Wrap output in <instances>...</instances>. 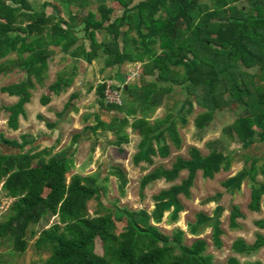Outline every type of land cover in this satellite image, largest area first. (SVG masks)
I'll use <instances>...</instances> for the list:
<instances>
[{
  "label": "trees",
  "instance_id": "1",
  "mask_svg": "<svg viewBox=\"0 0 264 264\" xmlns=\"http://www.w3.org/2000/svg\"><path fill=\"white\" fill-rule=\"evenodd\" d=\"M87 4V3H85ZM37 12L28 0H0V74L22 70L25 78L16 84L3 87V93L20 97L19 102L4 109L9 114L8 126L21 127L25 105L31 99L30 90L42 85L49 76V64L56 55L55 46L65 50L78 41L69 23ZM97 15L73 16L72 22L84 26L91 42L90 50L80 46L74 52L92 64L104 56L105 68L126 64H143L139 84H128L130 100L122 105L106 103L105 84L100 83L97 94L102 108L116 111L109 122L98 121L91 128L102 129L115 136L114 145L121 148L129 143L128 127L141 137L139 151L133 159L135 166L154 165V158L168 159L171 140L180 148L182 138L178 121L187 123V117L174 113L168 107L163 118L152 121L156 109L163 106L168 95L180 88L184 100L177 112L198 106L203 111L195 118V126L206 131L215 115L224 108L239 112L235 121L222 129L228 139H238L244 148L259 139L264 143V0H101ZM118 16L114 18V14ZM135 33V36L132 35ZM123 34V35H122ZM99 35H104L100 40ZM67 73L42 95V105H49L67 86ZM74 100L72 97L71 103ZM133 120L132 122L130 120ZM15 148L19 153L4 154L0 146V192L12 200L9 213L0 222V251L12 247V253H24L29 245V231L45 220L58 219V223L37 235L35 248L51 253L39 264H214L213 256L206 253L208 240L195 239L189 245L185 233L176 230L172 236L164 235L157 227L166 213L177 221L184 208L180 196L190 199L197 174L205 180H214L220 172L231 169L230 156L218 150L214 142L211 153L203 156L197 147L189 148V160L178 158L170 170L155 169L140 182L141 190L155 182L174 184L183 172L187 178L180 185H173L156 195L155 209L137 212L127 209L108 210L103 216L99 211L91 216L89 203L97 200L103 205L104 185L100 176L75 175L71 148L52 156L49 150H30L27 137L21 142L0 134V145ZM72 163V164H71ZM239 174L222 182L229 195L242 192L246 182L252 185L250 210L260 213L264 208V165L248 158ZM123 191L126 175L116 170ZM210 203L215 202L209 199ZM2 203L0 200V217ZM225 212L217 206L213 217L197 215L192 234L212 229L214 245L222 247L220 217ZM239 207H232L230 225L238 227L243 219ZM123 225L117 233L118 225ZM264 230V220L256 223ZM97 240L102 254L97 252ZM264 248V236L259 235L253 246L244 239L236 240L232 249L240 254H252ZM228 264H243L231 257ZM247 264H263L248 262Z\"/></svg>",
  "mask_w": 264,
  "mask_h": 264
},
{
  "label": "rangeland",
  "instance_id": "2",
  "mask_svg": "<svg viewBox=\"0 0 264 264\" xmlns=\"http://www.w3.org/2000/svg\"><path fill=\"white\" fill-rule=\"evenodd\" d=\"M35 11H40L42 1H50L51 4L57 6H63L66 4L71 7L72 13L77 16L87 15L92 11L99 16L98 7L101 4V0H29ZM137 2L141 0H136ZM64 2V3H63ZM87 3V4H85ZM116 14H114L115 16ZM77 25H80L77 24ZM132 35L135 36V33ZM104 35H99L101 40ZM260 77L264 80V72L260 73ZM22 78L18 75H5L0 74V134L10 140H18L21 142V134L25 132L36 133L39 135V130L44 127V121L37 118L29 120L27 127L24 129L13 130L7 124V118L9 114L4 109L7 106H11L20 100V98L10 97L7 93L2 92V88L11 84H16L21 81ZM131 83H137V80L130 81ZM124 85V84H123ZM184 95L180 88H176L170 95L167 96L164 106L159 108V114L157 117H165L167 114V106L171 108V111L181 116L187 117V123L182 125L178 121V130L182 138V144L180 148H176L171 140L168 138L169 145L171 146V155L165 161H156L155 166L147 167L146 170H135L132 174H126L127 185L122 191L120 189V181L117 177H113L111 174H104L100 177V182L104 185L105 195L102 200L104 206H100L97 200H93L89 203V211L91 216H95L97 211L101 215L106 216L109 214L108 210L115 209H127L129 211L137 212L140 210H147L150 213L155 209L154 197L164 190H168L173 185H180L183 180L187 178V172H183L180 178L174 184H167L163 181L152 183L146 191L143 192L140 187L141 180L149 175L155 168L171 169L172 165L178 158L189 160V148L197 147L203 156H208L213 148V143L218 142V150L224 154L230 156L231 170L229 172H220L216 175L214 180H205L201 173L197 174L194 186L191 190L190 199H186L180 196V202L184 208V211L180 213L177 221L171 220V212L166 213L163 222L157 227L166 236H172L176 230H181L185 233V242L190 243L195 239L208 240V247L206 253L213 256L214 264H228V259L231 257L238 258L243 264L248 262H262L264 264V248L252 253V254H240L232 249V245L236 240L244 239L248 245L253 246L259 235L264 236V230L258 228L256 223L264 220V208L260 213H255L250 210V204L252 202V185L250 182H246L243 186L242 192L234 195H229L227 191L221 187L222 182L227 181L229 178L234 177L236 174L242 172L245 168L251 167L247 164V159H253L259 161V165H264V143L257 139L256 143L249 148H244L238 139H228L222 133V129L231 125L239 112H234L230 108L221 109L216 115L215 119L209 124L206 131H199L195 126V118L198 113L203 110L198 106H195L191 111H187L188 108L177 112L181 107ZM34 103V102H33ZM32 103V105H34ZM40 104V103H38ZM36 110H32L34 113ZM36 113V112H35ZM70 134V132H68ZM65 132L64 135H69ZM73 134L68 136L69 143H73ZM35 137V136H34ZM68 145V144H67ZM66 145V146H67ZM1 151L4 154L19 153L13 147L7 145H0ZM30 147L24 148V153L28 152ZM109 164L116 165L113 156H110ZM101 161V160H100ZM72 164V163H71ZM73 170L69 175V182L71 178L76 175L77 172H81L77 169L75 162L73 163ZM123 166H121L122 168ZM130 167L131 164H130ZM124 168V167H123ZM122 168V169H123ZM99 171V170H98ZM126 173V172H125ZM99 174L98 176H100ZM131 175V176H130ZM259 181L263 182L264 178L259 177ZM209 199H214L215 202L210 203ZM0 200L2 203L0 222H3L9 213V208L12 204V200L6 199L4 194L0 192ZM217 206H221L225 209V212L220 217V229L223 231V236L220 237L223 246L217 247L214 245L212 239V229H202L197 235L192 234V227L197 223V215L201 214L206 217H213ZM239 207L242 214L245 216L243 219L238 220V227L232 228L230 225V212L232 207ZM108 209V210H106ZM58 223V219H48L43 221L37 226L31 227L28 235L29 245L28 249L24 253H12L10 249L12 247L4 246L0 251V264H39L42 260L48 259L51 255L48 251H38L35 248V241L37 237H31L32 232L39 233L45 229H49ZM123 225H118L117 233H121ZM97 252L102 254V248L100 242L97 240Z\"/></svg>",
  "mask_w": 264,
  "mask_h": 264
},
{
  "label": "crops",
  "instance_id": "3",
  "mask_svg": "<svg viewBox=\"0 0 264 264\" xmlns=\"http://www.w3.org/2000/svg\"><path fill=\"white\" fill-rule=\"evenodd\" d=\"M51 3L52 2L50 1H42L40 11L43 10L44 5H49V7L46 8V14L54 16L55 18L57 17L55 23H58L60 19L68 22L70 29L73 30L75 39L78 41L70 48L69 51L65 50L63 48L64 46L54 47L56 55L49 64L48 78L45 79L42 85L36 83L35 88L30 90L31 99L25 105V114L22 115L20 119V129L27 127V122H29L28 119L33 121V118L36 120L37 118L42 119L44 121V127L40 128L38 136H36V133L33 132H25L21 134L22 137H27V141L29 142L27 147H30V150L35 151L49 150L52 152V156H55L62 151L67 150V148L72 147L70 157L73 163L75 162L77 169L81 170V172H77L76 175H82L85 177L98 176L99 174H101V177L106 173L111 174L113 177H117V169H120L125 175L127 173L132 174V172L136 169L146 170L147 167L155 166L156 161L158 160H167L155 157L153 166H149L146 163L135 166L133 159L139 151L138 146L141 141V137L135 134L131 127L126 129V132L129 135V143L123 144L121 148L114 145L116 138L112 132L103 131L102 129L94 132L91 129L97 125L98 121L109 122L112 117L121 116V114L116 111L109 112L102 108L97 94L98 85L107 80H111L115 84L119 85L139 84L140 73L144 66L143 64H126L122 67L105 68L104 56L100 55L92 62V64H88L83 57H75L74 52L78 47L84 46L88 51L91 47V42L84 32V26L75 25L72 22L73 16L75 17L77 15L72 13L73 11L71 7L69 8L66 4H61L63 6H57L58 4L52 5ZM115 14L114 18L118 16L117 13ZM97 19H99L98 15ZM63 73H67V86L64 87L61 94L56 95L53 98L49 105H42L40 102L42 95ZM5 75H18L22 78V80L26 76L22 70H15L14 72ZM137 79V83L130 82ZM10 97L20 98L17 96ZM72 97L74 100L70 105ZM129 100L130 98L128 97L127 102ZM32 103L34 105H32ZM168 107L169 106H167V109ZM158 109H156L153 114L152 121L157 118H161L157 117V114H159ZM32 110H36V113H33ZM8 119L9 116L7 118V124ZM130 121L132 122L133 120L131 119ZM65 132H70V134L68 133L69 135L73 134L72 144L69 143V135H64ZM168 138L166 137L165 139L167 144H169ZM110 156H113L116 165L112 166L109 164ZM130 164L132 167H130ZM121 166L124 168L122 167V169Z\"/></svg>",
  "mask_w": 264,
  "mask_h": 264
},
{
  "label": "built area",
  "instance_id": "4",
  "mask_svg": "<svg viewBox=\"0 0 264 264\" xmlns=\"http://www.w3.org/2000/svg\"><path fill=\"white\" fill-rule=\"evenodd\" d=\"M101 83L105 84L104 96L106 103L118 106L124 103L122 95L125 85L115 84L111 80L103 81Z\"/></svg>",
  "mask_w": 264,
  "mask_h": 264
},
{
  "label": "water",
  "instance_id": "5",
  "mask_svg": "<svg viewBox=\"0 0 264 264\" xmlns=\"http://www.w3.org/2000/svg\"><path fill=\"white\" fill-rule=\"evenodd\" d=\"M122 97H123V102L127 103V100H128V85L124 86V91H123Z\"/></svg>",
  "mask_w": 264,
  "mask_h": 264
}]
</instances>
